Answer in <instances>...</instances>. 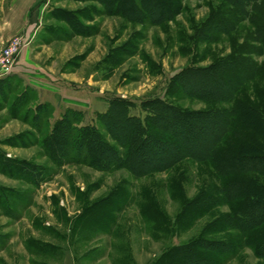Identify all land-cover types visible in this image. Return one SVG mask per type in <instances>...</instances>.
<instances>
[{
    "label": "rangeland",
    "instance_id": "obj_1",
    "mask_svg": "<svg viewBox=\"0 0 264 264\" xmlns=\"http://www.w3.org/2000/svg\"><path fill=\"white\" fill-rule=\"evenodd\" d=\"M11 1L0 0V48L18 41L20 46L5 68L0 64V151L44 165L52 174L36 189L0 174L1 185L31 191L29 203L17 206L13 217L0 210V264H264V256L251 246L262 233L247 235L230 215L236 202H228L223 188L233 174H219L208 161L218 147L232 153L241 144L255 143L264 152V137L235 121L234 112L239 100L259 108L264 118V48L255 31L264 19L260 0L227 3L228 28L211 31L208 40L199 39L204 28L199 30L220 7L218 0H174L175 13L165 24L95 16L83 22L95 28L91 36L61 40L45 31L61 25L50 18L51 9L74 11L89 4L43 0L42 6L41 0L30 6L34 0H28L22 7ZM35 24V34L25 36ZM247 40L254 47L250 61L236 75V70L221 75L218 104L169 94L170 83L183 70L206 68ZM193 83L186 82L198 92L216 88L211 81ZM26 86L44 92L40 96L53 105L54 119L65 105L88 111L86 124L97 126L115 146L126 143L133 119L144 122L150 116L147 102L165 100L192 112L219 109V115L204 120L206 131L194 142L177 138L159 159L129 161L134 172L82 164L56 167L39 146L6 142L31 131L7 109ZM117 101L126 106L112 113Z\"/></svg>",
    "mask_w": 264,
    "mask_h": 264
},
{
    "label": "trees",
    "instance_id": "obj_2",
    "mask_svg": "<svg viewBox=\"0 0 264 264\" xmlns=\"http://www.w3.org/2000/svg\"><path fill=\"white\" fill-rule=\"evenodd\" d=\"M67 1L89 5L74 11L51 9L50 18L61 25L47 26L45 31L55 40H61V37L91 36L95 28L92 29L83 22H92L95 16H119L132 23L144 25L148 22L151 25H157L165 24L175 13L176 8L174 0ZM218 1L221 3L220 7H217L208 20L202 23L199 30L200 33L204 28L203 35L199 36L201 40H208L211 31L216 32L225 25L226 29L228 28L223 10L227 3L239 5L251 0ZM260 11L264 15V0H260ZM255 31L258 37L256 41L264 48V19L256 24ZM126 48L127 46L123 47V49ZM253 48L247 40L244 45L234 49L229 56L216 60L206 68L183 70L170 83L169 94L185 93L187 96L218 104V95L224 86L220 82L221 75L230 76L234 70H236L235 75L239 70L241 72V69L250 61L249 56ZM195 79L199 82L211 81L210 84L215 83L216 88L198 92L186 84L191 81L195 83ZM178 80H180L179 83ZM205 86L209 84L206 83ZM42 93H44L42 90L26 86L8 105L10 117L27 124L31 131L15 135L6 142L12 147L37 145L48 161L56 167L63 164H82L101 171L129 168L134 172L133 165L128 163L129 161L143 160L151 155L158 158L161 152L170 151L169 147L177 138H188L194 142L201 131H206L202 127L204 120L214 119L219 115V109L192 112L165 100L147 102L144 104V109L149 112L150 116L144 122L139 119L132 120L133 126H131L126 143L123 145L117 143L123 150L120 151L118 146L108 142L97 126L86 124L88 115L86 110L65 105L61 108L59 116L56 119L52 118L53 105L49 101L42 100L40 96ZM113 104L111 112L118 107L126 106L124 101L113 102ZM111 112L108 113V117L113 113ZM234 112L235 121L252 128L257 135L264 137V118L259 108L235 100ZM174 152L179 154L176 149ZM228 152L221 147L215 148L208 161L214 165L219 174H233L231 182L223 188V191L229 195L228 202H236L234 205L230 204V215L241 230L248 231L247 235L256 231L262 233L256 245L251 244V246H255L256 252L264 256V183L259 181V177L264 178V152L258 149L255 143L241 144L234 152ZM144 165H148V162L140 164V171H144ZM0 174L36 189L42 181L51 176L52 170L29 160L7 158L6 154L0 151ZM30 194L31 191L27 189H15L0 184V210L7 217H13L17 206L23 207L29 203Z\"/></svg>",
    "mask_w": 264,
    "mask_h": 264
},
{
    "label": "built area",
    "instance_id": "obj_3",
    "mask_svg": "<svg viewBox=\"0 0 264 264\" xmlns=\"http://www.w3.org/2000/svg\"><path fill=\"white\" fill-rule=\"evenodd\" d=\"M20 46V41L15 42L13 45H11L10 48L6 50H2L0 48V64L2 65L1 68L6 67V63L9 61L10 57L17 51V49Z\"/></svg>",
    "mask_w": 264,
    "mask_h": 264
},
{
    "label": "crops",
    "instance_id": "obj_4",
    "mask_svg": "<svg viewBox=\"0 0 264 264\" xmlns=\"http://www.w3.org/2000/svg\"><path fill=\"white\" fill-rule=\"evenodd\" d=\"M5 1V0H4ZM28 0H13V1H11V2H15V3H17V5H23L22 7H25V6H28L29 4H28V2H27ZM35 1L36 2H40L41 0H34L32 3H30V6L32 5V4H34L35 3ZM63 1H65V2H70V3H77V2H72V1H67V0H63ZM43 3H44V1L42 0V2H41V5L43 6ZM37 22V21H36ZM37 26H36V24L34 25V28L32 29V30H26V32L24 33L25 34V36H32V35H34L35 33V30H37L38 29V27L36 28ZM32 31V33L31 34H29L30 32ZM39 90H41V89H39Z\"/></svg>",
    "mask_w": 264,
    "mask_h": 264
}]
</instances>
